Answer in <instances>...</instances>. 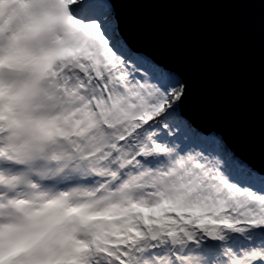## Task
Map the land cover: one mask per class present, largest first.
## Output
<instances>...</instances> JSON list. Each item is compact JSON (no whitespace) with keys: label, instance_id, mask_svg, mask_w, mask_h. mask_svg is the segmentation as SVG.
<instances>
[{"label":"snow or ice","instance_id":"1","mask_svg":"<svg viewBox=\"0 0 264 264\" xmlns=\"http://www.w3.org/2000/svg\"><path fill=\"white\" fill-rule=\"evenodd\" d=\"M134 0H0V264H264V158L184 111Z\"/></svg>","mask_w":264,"mask_h":264},{"label":"water","instance_id":"2","mask_svg":"<svg viewBox=\"0 0 264 264\" xmlns=\"http://www.w3.org/2000/svg\"><path fill=\"white\" fill-rule=\"evenodd\" d=\"M120 15L131 43L186 82V114L259 163L264 0H134Z\"/></svg>","mask_w":264,"mask_h":264}]
</instances>
